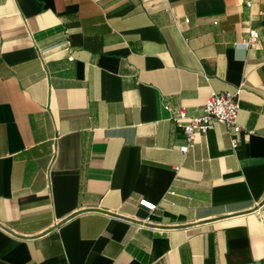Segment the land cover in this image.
<instances>
[{
    "label": "crops",
    "instance_id": "crops-1",
    "mask_svg": "<svg viewBox=\"0 0 264 264\" xmlns=\"http://www.w3.org/2000/svg\"><path fill=\"white\" fill-rule=\"evenodd\" d=\"M0 264H264V0H0Z\"/></svg>",
    "mask_w": 264,
    "mask_h": 264
},
{
    "label": "built area",
    "instance_id": "built-area-1",
    "mask_svg": "<svg viewBox=\"0 0 264 264\" xmlns=\"http://www.w3.org/2000/svg\"><path fill=\"white\" fill-rule=\"evenodd\" d=\"M251 2L247 1L246 5L250 6ZM259 39L256 29H249L247 37L243 38L235 45H240L244 49L254 47ZM71 59V57H70ZM242 86H238L233 91L215 92L211 91L206 98L202 114L199 116H187L184 109H180L176 115H172L171 119L182 124L183 133L186 143L179 146L181 152H186L194 144V135L196 133L204 134L213 127L215 123L224 124L230 133V144L234 148L238 143L237 134L241 131L238 123L239 101ZM168 110V106H164ZM152 208L153 206H150Z\"/></svg>",
    "mask_w": 264,
    "mask_h": 264
}]
</instances>
